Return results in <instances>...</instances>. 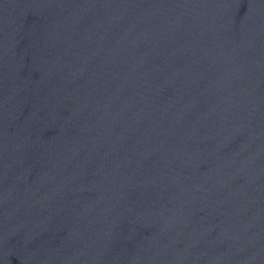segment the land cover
Here are the masks:
<instances>
[{
  "label": "water",
  "instance_id": "1",
  "mask_svg": "<svg viewBox=\"0 0 264 264\" xmlns=\"http://www.w3.org/2000/svg\"><path fill=\"white\" fill-rule=\"evenodd\" d=\"M188 51L264 115V0H113Z\"/></svg>",
  "mask_w": 264,
  "mask_h": 264
}]
</instances>
